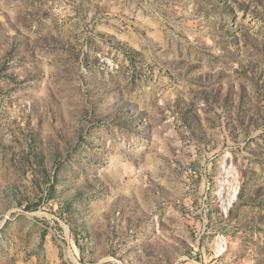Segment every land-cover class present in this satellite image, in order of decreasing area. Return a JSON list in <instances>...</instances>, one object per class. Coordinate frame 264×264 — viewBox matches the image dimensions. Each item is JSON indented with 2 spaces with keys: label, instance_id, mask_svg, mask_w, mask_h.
I'll list each match as a JSON object with an SVG mask.
<instances>
[{
  "label": "rangeland",
  "instance_id": "obj_1",
  "mask_svg": "<svg viewBox=\"0 0 264 264\" xmlns=\"http://www.w3.org/2000/svg\"><path fill=\"white\" fill-rule=\"evenodd\" d=\"M0 264H264V0H0Z\"/></svg>",
  "mask_w": 264,
  "mask_h": 264
}]
</instances>
